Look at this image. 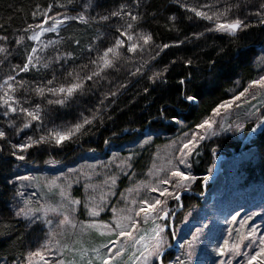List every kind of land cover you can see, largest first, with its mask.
<instances>
[{"label": "trees", "instance_id": "16d2710c", "mask_svg": "<svg viewBox=\"0 0 264 264\" xmlns=\"http://www.w3.org/2000/svg\"><path fill=\"white\" fill-rule=\"evenodd\" d=\"M237 20L235 34L217 30ZM0 37L6 50L0 53V97L8 90L4 81L13 77L9 95L15 103L9 104L16 109L0 99V264H26L45 230L13 209L20 168L68 165L87 153L107 158L127 147L134 152L137 139L148 136L133 163L142 171L156 146L198 126L262 72L264 0H0ZM143 37L151 39L145 43ZM110 48L117 55L109 53L105 66ZM56 133L68 138L57 143ZM240 149L252 152L237 165L239 189L253 196L264 186V124L244 145L233 135L204 140L190 157L189 192L180 202L169 199L175 225L201 204L202 181L215 157Z\"/></svg>", "mask_w": 264, "mask_h": 264}, {"label": "rangeland", "instance_id": "374dc122", "mask_svg": "<svg viewBox=\"0 0 264 264\" xmlns=\"http://www.w3.org/2000/svg\"><path fill=\"white\" fill-rule=\"evenodd\" d=\"M258 67L262 72L221 104L229 107L218 106L195 128L156 146L142 171L133 163L144 153L151 140L148 136L137 139L134 152L127 147L128 152L116 150L107 158L87 153L68 165L48 161L21 167L15 177L13 209L24 219L42 222L45 230L26 264H102L105 259L110 264H161L166 250L172 251L166 264H249L252 257H256L252 264H261L264 186L251 196L237 184V165L252 149L215 157L202 181L201 204L187 211L179 224L175 225L168 209L169 199L180 202V196L189 192L194 180L189 161L200 142L233 135L244 145L262 129L264 87L256 82L264 79V61H258ZM253 119L256 124L245 134ZM206 121L211 127L201 128ZM190 141L196 146L189 152L184 145ZM156 201H160L157 210L145 216L141 209ZM65 217L68 224L63 223ZM124 232H131L133 239ZM234 245H239V254L231 250ZM37 252L44 260L34 255Z\"/></svg>", "mask_w": 264, "mask_h": 264}, {"label": "snow or ice", "instance_id": "6c2138e0", "mask_svg": "<svg viewBox=\"0 0 264 264\" xmlns=\"http://www.w3.org/2000/svg\"><path fill=\"white\" fill-rule=\"evenodd\" d=\"M196 15L197 16H202L205 19H211L212 18V17L208 16L206 13H202V12H199V11L196 12ZM132 19L135 20L136 17L133 16ZM60 23H62V21H60V20H56L55 21V25H59ZM240 26H241V22L239 20H237V21H235L234 23H231V24H219L217 30H226V31H229L232 34H235V31L237 29H239ZM37 27H40L43 31H55L56 30L55 26L50 27V28H47V29H44L43 25H38ZM129 27H131V25H129ZM38 36H39V33H37L36 35L30 37V39H33V40L38 39ZM0 39H3V37H0ZM129 39H131V37H129ZM143 39H144V42L147 43L151 38L150 37H143ZM117 43H118V45L120 44L119 41ZM5 51L6 50L4 48H0V53H3ZM33 51H35V49H33ZM129 51H135V45H133L131 48H129ZM109 53H112L113 55H117L115 48L108 49V51L105 52V54H104V58H105L104 59V63H105V66H108V65L111 64V61L107 59ZM29 62H31V58H29ZM23 70L26 71L27 70V66H25V68ZM90 78L91 77H89V79ZM12 79H14V78L10 76L7 80L4 81V85H7L8 86V90L4 92V96L3 97H0V99H3L4 104L7 105L12 112H15L16 109L15 108H12L11 107V104H9V101L10 100L12 101V103H15V101L12 100V97L9 95V92L14 91V89L12 88V86L9 84V80H12ZM256 83H258L261 87H264V79H262L261 81H258ZM72 90L73 89H71V88H69L67 90L69 95L71 94ZM38 91L40 93H43V89H39ZM59 91L60 92H64L65 90L63 88H61V89H59ZM236 99H239V97H237ZM229 106H230L229 104H223V105L220 106V108H225L226 109ZM21 111L26 112V114L28 116H30L33 120L39 119L38 113L28 112L26 109H21ZM216 111H217V114H219L220 109H217ZM205 126H207L208 128H210L211 127V122L210 121H206L204 125H201V128H204ZM24 127L27 128V127H29V125L28 124H25ZM79 128H80V126L78 125L75 130L78 131ZM3 135L4 134L2 132H0V137H3ZM56 138H57V143H60L64 139H67L68 138V134L56 133ZM200 138L203 139V137H200ZM190 144H191V148H190ZM195 146H196L195 143L190 141L189 144H185L184 145V148L185 149H188L189 152H190L192 148H195ZM21 150H23V149H21ZM18 158L19 159H23L24 157L23 156H20ZM173 175L174 176L181 177L182 179H187V177H184L183 174L180 173V172H174ZM163 194L164 193L162 192L161 195H163ZM75 203H78V202H75ZM159 204H160V201H156L155 204H151L147 208H142L141 209V212H143L145 216H148V214L150 212H154V211L157 210V205H159ZM23 214L25 216H27V213L26 212L23 213ZM93 214H95V213H93ZM233 219H235V217ZM63 223L64 224H68L69 223L68 217H65L64 218ZM117 226L119 227V225H117ZM105 227H107V226H105ZM122 235L127 236L129 239H133L131 232H124V233H122ZM136 242L138 243L139 241H136ZM113 243H117V242L116 241H113ZM260 243L262 245H264V239H262L260 241ZM225 248H227V244L225 245ZM231 250L234 251V252H236L237 254H239V245H234ZM116 254L119 255V252H117ZM224 254H225L224 250L221 249L220 250V255H224ZM260 254L261 255H264V247L261 248ZM34 255L37 256V257H39L41 260H44V256H43V254L41 252H37ZM255 259H256V257H252L251 260L249 261V264H252V260H255ZM45 264H47L46 261H45ZM102 264H110V261L107 260V259H105V260L102 261ZM222 264H224V262H222ZM228 264H230V262H228ZM261 264H264V261H261Z\"/></svg>", "mask_w": 264, "mask_h": 264}]
</instances>
